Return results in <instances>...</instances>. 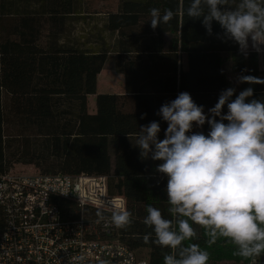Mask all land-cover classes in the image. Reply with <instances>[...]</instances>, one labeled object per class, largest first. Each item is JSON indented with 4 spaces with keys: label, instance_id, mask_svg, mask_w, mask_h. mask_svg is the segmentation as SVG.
I'll return each mask as SVG.
<instances>
[{
    "label": "trees",
    "instance_id": "16d2710c",
    "mask_svg": "<svg viewBox=\"0 0 264 264\" xmlns=\"http://www.w3.org/2000/svg\"><path fill=\"white\" fill-rule=\"evenodd\" d=\"M75 1L0 0V175L20 163L45 174L106 175L109 192L124 195L132 213L131 225L119 229L123 240L149 264H164L162 251L170 249L145 242L152 229L142 220L148 204L170 218L167 177L157 184L154 166L160 161H141L127 133L135 136L139 126L157 120L163 139L167 122L156 113L182 91L207 113L221 91L232 87L223 68L226 54L239 75L246 69L244 75L264 79V70L257 52L245 56L235 42L217 38L218 23L213 22L210 36L201 20L189 18L184 12L189 0H120L118 10L105 14L98 26L95 45L66 35L69 22L84 19ZM151 8L162 14L170 8L176 16L153 30ZM111 53L116 71L124 75V93L97 92L98 75ZM248 87L264 100V84L239 83L234 95ZM203 131H209L207 123ZM4 225L0 205V232ZM194 227L200 238L191 242L209 252L208 264H249L254 258L235 255L225 238L208 246L203 230Z\"/></svg>",
    "mask_w": 264,
    "mask_h": 264
},
{
    "label": "clouds",
    "instance_id": "9594fccd",
    "mask_svg": "<svg viewBox=\"0 0 264 264\" xmlns=\"http://www.w3.org/2000/svg\"><path fill=\"white\" fill-rule=\"evenodd\" d=\"M184 12L201 20L210 36L213 22L218 23L222 31L217 38L235 42L245 56L250 48L264 53V0H189ZM175 16L170 8L163 14L151 8L152 29ZM243 71L247 70L237 77L238 83L264 84V79ZM236 91L222 90L207 113L188 91L179 92L156 113L167 122L163 139L157 120L139 126L135 136L127 133L141 161H160L154 166L157 184L167 177L170 218L148 204L142 220L152 229L145 242L170 249L162 251L164 264H208L209 252L191 242L200 238L194 225L203 230L208 246L225 238L235 246L234 254L246 260L264 253V100L254 97L252 87L234 95ZM206 123L207 133L193 131ZM105 212L116 228L132 223L131 211L119 201L98 207L96 216L103 219Z\"/></svg>",
    "mask_w": 264,
    "mask_h": 264
},
{
    "label": "built area",
    "instance_id": "2783aa9c",
    "mask_svg": "<svg viewBox=\"0 0 264 264\" xmlns=\"http://www.w3.org/2000/svg\"><path fill=\"white\" fill-rule=\"evenodd\" d=\"M112 201L127 209L124 195L109 192L106 175H0V264H149L111 225L109 212L96 216Z\"/></svg>",
    "mask_w": 264,
    "mask_h": 264
},
{
    "label": "rangeland",
    "instance_id": "374dc122",
    "mask_svg": "<svg viewBox=\"0 0 264 264\" xmlns=\"http://www.w3.org/2000/svg\"><path fill=\"white\" fill-rule=\"evenodd\" d=\"M120 0H76L77 8L82 12L83 18L80 20H74L69 22L67 36L80 39L81 42H89L96 44V36L98 33V26H101L105 18V14L108 12H114L118 10ZM250 51H255L249 49ZM256 52V51H255ZM259 67L264 70V53H258ZM224 70L227 72L228 78L231 82V86L238 89L239 83L237 77L239 73L234 72L231 68L230 56L226 54ZM184 66L186 67V59L184 60ZM125 80L122 73L116 71L115 55L114 53L108 56V59L97 78V92L98 93H124L125 92ZM88 107L90 112L96 110L95 95L91 94L88 97ZM196 131L203 129L195 127ZM13 172L20 174H35L39 173L32 164H16L12 169ZM258 256L257 258H259ZM213 264H243L237 263L232 260H222ZM260 264V263H259Z\"/></svg>",
    "mask_w": 264,
    "mask_h": 264
},
{
    "label": "water",
    "instance_id": "95a60500",
    "mask_svg": "<svg viewBox=\"0 0 264 264\" xmlns=\"http://www.w3.org/2000/svg\"><path fill=\"white\" fill-rule=\"evenodd\" d=\"M259 263L264 264V254H261L259 257Z\"/></svg>",
    "mask_w": 264,
    "mask_h": 264
},
{
    "label": "crops",
    "instance_id": "0c3cea01",
    "mask_svg": "<svg viewBox=\"0 0 264 264\" xmlns=\"http://www.w3.org/2000/svg\"><path fill=\"white\" fill-rule=\"evenodd\" d=\"M167 38H168V36H167ZM186 59V57L184 56V60ZM186 63H187V60H186ZM101 73V72H100Z\"/></svg>",
    "mask_w": 264,
    "mask_h": 264
}]
</instances>
